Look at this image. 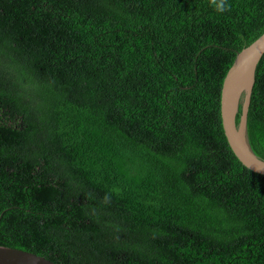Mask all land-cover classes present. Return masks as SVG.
<instances>
[{
    "label": "trees",
    "instance_id": "1",
    "mask_svg": "<svg viewBox=\"0 0 264 264\" xmlns=\"http://www.w3.org/2000/svg\"><path fill=\"white\" fill-rule=\"evenodd\" d=\"M224 4L0 0V245L57 264H264V175L220 116L264 0ZM246 130L264 159V53Z\"/></svg>",
    "mask_w": 264,
    "mask_h": 264
},
{
    "label": "water",
    "instance_id": "2",
    "mask_svg": "<svg viewBox=\"0 0 264 264\" xmlns=\"http://www.w3.org/2000/svg\"><path fill=\"white\" fill-rule=\"evenodd\" d=\"M264 53V32L238 51L220 89V116L226 140L237 159L248 169L264 175V159L252 150L247 139L246 120L255 69ZM240 106V117L236 114ZM0 264H57L44 256L0 245Z\"/></svg>",
    "mask_w": 264,
    "mask_h": 264
},
{
    "label": "clouds",
    "instance_id": "3",
    "mask_svg": "<svg viewBox=\"0 0 264 264\" xmlns=\"http://www.w3.org/2000/svg\"><path fill=\"white\" fill-rule=\"evenodd\" d=\"M212 4L215 6L218 12H224L226 9V5L224 4V0H211Z\"/></svg>",
    "mask_w": 264,
    "mask_h": 264
}]
</instances>
